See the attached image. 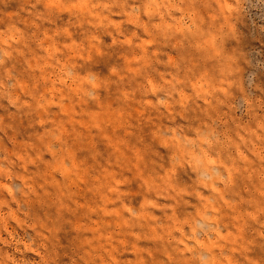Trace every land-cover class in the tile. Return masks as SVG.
<instances>
[{
	"label": "clouds",
	"instance_id": "clouds-1",
	"mask_svg": "<svg viewBox=\"0 0 264 264\" xmlns=\"http://www.w3.org/2000/svg\"><path fill=\"white\" fill-rule=\"evenodd\" d=\"M0 264H264V0H0Z\"/></svg>",
	"mask_w": 264,
	"mask_h": 264
}]
</instances>
